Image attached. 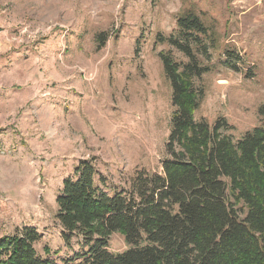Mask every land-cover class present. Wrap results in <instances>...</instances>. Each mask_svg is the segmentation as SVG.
I'll return each mask as SVG.
<instances>
[{"label": "rangeland", "instance_id": "374dc122", "mask_svg": "<svg viewBox=\"0 0 264 264\" xmlns=\"http://www.w3.org/2000/svg\"><path fill=\"white\" fill-rule=\"evenodd\" d=\"M186 13L216 40L195 119L224 118L234 138L264 127V0H0V236L33 227L38 254L70 257L55 199L81 161L109 193L137 170L161 171L173 107L155 37ZM225 48L242 72L220 64ZM126 248L109 237L111 252Z\"/></svg>", "mask_w": 264, "mask_h": 264}, {"label": "trees", "instance_id": "16d2710c", "mask_svg": "<svg viewBox=\"0 0 264 264\" xmlns=\"http://www.w3.org/2000/svg\"><path fill=\"white\" fill-rule=\"evenodd\" d=\"M175 26L155 37L168 47L158 58L173 107L161 171L137 170L109 193L92 161H81L55 199L71 256L51 259L48 247L38 254L41 235L23 227L0 236V264H264V127L234 138L224 118L195 119L216 40L194 14L178 16ZM96 40L102 48L107 35ZM221 57L223 67L242 72L235 50ZM115 233L127 246L122 252L109 249Z\"/></svg>", "mask_w": 264, "mask_h": 264}]
</instances>
